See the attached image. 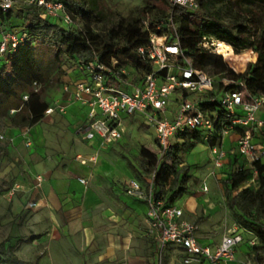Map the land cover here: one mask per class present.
I'll list each match as a JSON object with an SVG mask.
<instances>
[{"label": "trees", "instance_id": "obj_1", "mask_svg": "<svg viewBox=\"0 0 264 264\" xmlns=\"http://www.w3.org/2000/svg\"><path fill=\"white\" fill-rule=\"evenodd\" d=\"M47 1L64 4L73 20L71 27H64L59 24L60 20L53 17L43 18L45 10L36 5L23 6L17 13L0 14V25L8 27L5 31H15L11 21L17 18L23 19L24 29L21 32L28 34V43L19 46L15 52H9L0 62V132L6 128L20 130L39 124L51 106V92L57 88L66 67L75 68L78 62L88 63L94 59V53L104 65L111 66L112 59L117 58L136 66L135 81L137 75L151 70L150 65L137 54V50L149 42L150 33L144 29L142 17L134 14L123 16L114 11L105 13L97 0ZM161 1L162 7L152 6L144 10V14L152 20L151 31H157L155 23H168V19L173 16L182 50L193 60L196 68L210 75L215 72L217 57L203 50L201 42L204 38L227 42L235 53L225 59L229 62L235 59V65L232 64L234 70L242 74L229 68L219 77L213 75L218 88L236 87L224 86V79L243 81L251 95H264V0H197L199 8L196 11L184 6L173 7L169 0ZM221 4L226 6L225 12L219 6ZM227 14L230 18L226 20ZM224 20L228 23H223ZM163 31H167V24L157 32ZM38 44L55 52L46 66L38 59ZM251 50L257 55V60L247 67L239 54ZM53 77L57 78L56 83ZM34 83H38L40 89L36 90ZM25 95H28L27 101L23 100ZM202 106L206 111L219 108L221 117L224 113L218 102H205ZM184 137V143L172 146L161 160L158 151L141 147L137 159L139 169L148 178L155 174L153 184H149L147 189H152L156 202L173 205L189 191L191 167L183 164L181 153L196 147L203 137L200 132ZM221 137L217 126L215 135L207 145L220 144ZM8 147V142L0 141V155H5ZM126 160L133 168L132 162ZM236 162L237 159L231 161L223 171L230 188L226 197L227 205L239 213L242 229L253 233L258 239L259 245L255 249L263 264L264 164H257L259 187L252 189L244 188V184L252 178L251 169L241 167L235 170ZM4 255V264L18 261L10 251Z\"/></svg>", "mask_w": 264, "mask_h": 264}, {"label": "built area", "instance_id": "obj_2", "mask_svg": "<svg viewBox=\"0 0 264 264\" xmlns=\"http://www.w3.org/2000/svg\"><path fill=\"white\" fill-rule=\"evenodd\" d=\"M171 6H184L192 11L199 8L197 0H169ZM36 5L45 10L43 18L49 16L73 24L64 4L47 0H0V14L17 13L21 6ZM144 29L149 31V42L137 50L139 58L150 65V71L137 75L136 66L113 58L111 66L94 59L88 63L78 62L75 67L83 79L74 84L72 97L88 106L87 119L89 129L86 138L96 136L106 144L122 140L127 133L124 120L127 117L143 116L155 131L159 159L172 146L184 143V136L200 132L206 145L213 138L217 126L220 128V144L209 147L211 153L209 171L220 172L227 169L234 159L235 170L241 167L251 169L252 178L244 188L259 187L257 164H264V118L259 113L264 111V95H251L243 81L223 80L224 86H236L232 89H219L216 80L195 67L193 60L182 50L177 26L171 16L168 23H155L157 31L167 24V31H151L152 20L148 15L142 17ZM210 39L204 38L202 42ZM201 42V44H202ZM28 43V34L23 32H0V62L9 52H15L19 46ZM200 44V47H201ZM36 90L40 89L34 83ZM69 92L70 85L64 86ZM28 100V95L23 96ZM220 103L224 113L204 110L202 103ZM55 112L50 107L46 114ZM60 112L64 108L60 107ZM14 113V111H11ZM28 136V133H24ZM235 137V147L225 149V141ZM8 138L0 132V141ZM11 142L13 139H9ZM27 145H31L28 140ZM86 163L85 160H81ZM155 174L148 178L153 184ZM38 187L42 180L38 178ZM87 185V180L80 179ZM15 186L9 197L13 198L18 190ZM203 191L208 192L204 181ZM130 197L148 199V218L151 229L156 234L160 256L168 248L180 251L182 264H221L236 260L237 250L243 244V229L235 225L221 242L215 245L201 243L198 237L199 227L184 219V211L176 205L156 202L153 191L144 190L137 180H131L126 188ZM264 264V259H263Z\"/></svg>", "mask_w": 264, "mask_h": 264}, {"label": "crops", "instance_id": "obj_3", "mask_svg": "<svg viewBox=\"0 0 264 264\" xmlns=\"http://www.w3.org/2000/svg\"><path fill=\"white\" fill-rule=\"evenodd\" d=\"M14 21L20 20L14 18L12 25ZM82 79V74L74 67H66L49 99L55 112L45 114L34 127L3 131L8 138L5 142L9 144L6 155L19 158L21 173L29 180H23L28 191L31 188L26 195L28 198L36 196L38 190L33 189H38V178L42 180L38 202L46 207L48 227L40 239L44 241L45 253L40 264H154L157 244L149 233L148 199L127 195V185L136 180L134 172L127 157L113 150V145L124 140L126 135L111 144H106L99 136L91 140L86 138L89 108L72 97L74 84ZM66 84L70 85L69 92H64ZM60 107L64 112H60ZM259 115L264 118V111ZM26 132L27 137L24 136ZM28 140L31 145H27ZM234 140L232 136L225 141L226 150L235 147ZM203 151L207 152V166H210L211 153L206 144ZM18 152L25 156L19 157ZM80 179L87 180V185ZM147 187V194H150ZM181 198L173 205L181 208L184 219L188 220L184 208L178 204ZM37 215L35 213L34 217ZM41 233L34 232V235ZM198 237L201 243L215 245L202 241L199 230ZM242 247L243 244L237 253ZM177 252L182 264V254ZM1 263L4 264L2 257Z\"/></svg>", "mask_w": 264, "mask_h": 264}, {"label": "rangeland", "instance_id": "obj_4", "mask_svg": "<svg viewBox=\"0 0 264 264\" xmlns=\"http://www.w3.org/2000/svg\"><path fill=\"white\" fill-rule=\"evenodd\" d=\"M97 1L101 4L105 13L114 11L123 16L134 14L138 17H143L145 16L144 10L146 7L163 6L161 0ZM244 4L247 3L244 2ZM23 6L29 5L23 4L21 9ZM219 6L222 7V12L226 11L225 5L221 4ZM256 7H258V5H256ZM227 18H230L228 14L225 19L227 20ZM19 20L20 21L17 22L14 21V32H21L24 29L23 19ZM226 20H224L223 23L227 24L228 22ZM59 24L64 27L67 26L63 21H59ZM69 26L71 27V25ZM6 29L8 30V27L0 25V32ZM217 41L218 40L210 39L201 44L203 50L217 57L216 68L213 74L214 77H219L222 72L227 71L229 68L236 72L233 67V65H235V59H231L229 62L228 59H225L216 52L214 44ZM222 43L228 44L225 41H222ZM36 50L38 59L45 66L55 56V52L52 49L41 46L40 44H38ZM251 51H244L239 54L240 58L245 60L247 67L257 60V55ZM234 53V49L231 46L227 54L230 56V54ZM236 73L242 74L239 72ZM56 77H53L55 83L57 82ZM59 84L60 82L58 85ZM124 123L127 128L126 137L121 142L113 145V150L117 155H125L127 159L132 162L134 177L141 184L142 188L146 190L149 184L148 177L140 171L137 159L142 146L152 151H158L155 141V131L149 126L147 119L143 116L127 117ZM203 145H205V143L201 142L188 152L181 153L183 164L191 167V179L187 195L181 198L178 204L184 208L188 220L194 221L195 224L200 227L199 235L201 240L210 244H216L220 242L235 225L240 229H242V226L239 224V213L236 210H231L227 205L226 197L230 188L226 184L224 172H218L217 170L214 172L207 171V168L210 166H207L209 162H207V152L203 151ZM22 153L23 152H18V156L21 158L24 155ZM13 164L17 165V167ZM21 166L22 162L17 156L13 154L0 155V258L5 256L4 253L10 251L11 255L18 258V261L11 262L10 264H40V261H43L45 257L44 241L40 239L44 236V231L48 227V220L45 217L46 207L38 202L41 191L40 187H37L38 189H33L39 192L36 193L34 198H28V196H26L31 188L28 191V186L23 184V180H29L21 173ZM10 168L13 170L10 171ZM204 181L209 188L208 192L203 191ZM15 186L19 188L17 187L18 190L15 196L10 198L8 194ZM142 199L144 200L146 198ZM35 213L38 214L36 217H34ZM147 219L149 220L148 215ZM34 232L42 233L34 235ZM149 233L155 244H157L155 232L151 229ZM38 237L39 239H36ZM243 239V247L239 249L236 260L232 264H261L255 249V246L259 245L256 236L245 230L243 231ZM154 258V264H181V255H179L177 250L175 251L171 248L165 250L162 256H160L157 247V253H155Z\"/></svg>", "mask_w": 264, "mask_h": 264}, {"label": "bare ground", "instance_id": "obj_5", "mask_svg": "<svg viewBox=\"0 0 264 264\" xmlns=\"http://www.w3.org/2000/svg\"><path fill=\"white\" fill-rule=\"evenodd\" d=\"M214 46L216 47V52L219 54V55H222L224 58L225 57H227V56H229L228 54H227V51H228V49H230L231 48V46L229 45V44H226V43H222V41H217L215 44H214ZM230 55H232V54H230Z\"/></svg>", "mask_w": 264, "mask_h": 264}]
</instances>
